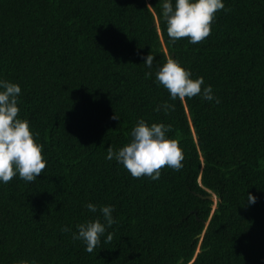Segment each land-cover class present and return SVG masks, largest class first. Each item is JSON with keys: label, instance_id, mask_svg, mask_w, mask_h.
I'll use <instances>...</instances> for the list:
<instances>
[{"label": "trees", "instance_id": "trees-1", "mask_svg": "<svg viewBox=\"0 0 264 264\" xmlns=\"http://www.w3.org/2000/svg\"><path fill=\"white\" fill-rule=\"evenodd\" d=\"M224 3L193 44L170 40L162 0H0V79L47 161L0 183V264H264V0ZM168 58L220 102L171 100L155 79ZM140 119L172 125L182 169L153 181L106 159ZM89 202L116 219L92 253L72 235L103 220Z\"/></svg>", "mask_w": 264, "mask_h": 264}, {"label": "clouds", "instance_id": "clouds-1", "mask_svg": "<svg viewBox=\"0 0 264 264\" xmlns=\"http://www.w3.org/2000/svg\"><path fill=\"white\" fill-rule=\"evenodd\" d=\"M223 9L224 0H162V15L166 21L168 37L173 43L185 37L193 44L203 41L211 33L216 13ZM143 59V63L152 68L155 57L148 54ZM155 79L168 90L171 100L200 96L203 100L220 102L213 87L205 85L203 77L193 79L191 70L183 67L176 59L168 58L156 71ZM21 91L18 83L0 79V183L4 184L17 175L26 182H34L47 165L42 155L44 146L35 138L38 133L31 130L29 121L19 117ZM161 110L167 114L175 110V105L165 101L155 108L157 112ZM171 130V124H149L140 119L131 130L130 142L116 151L109 147L106 159H115L134 178L148 176L156 181L165 166L179 171L184 167L182 162L185 155L179 142L169 137ZM256 199V196L248 193L249 204H255ZM86 207L92 213L99 212L103 220L96 218L80 223L72 235L73 239L84 243L85 251L92 253L106 233L105 243L113 239V233L107 230L116 223V219L113 216V205L97 206L89 202ZM61 231L69 232L71 228L62 226Z\"/></svg>", "mask_w": 264, "mask_h": 264}, {"label": "bare ground", "instance_id": "bare-ground-1", "mask_svg": "<svg viewBox=\"0 0 264 264\" xmlns=\"http://www.w3.org/2000/svg\"><path fill=\"white\" fill-rule=\"evenodd\" d=\"M258 5V4H257ZM256 8V7H255ZM263 10V9H262ZM238 21V20H237ZM247 24V23H246ZM254 25V24H253ZM240 26V25H239ZM259 26H260V24H259ZM227 27V26H226ZM243 27V26H242ZM246 32V31H245ZM262 33V32H261ZM239 35V34H238ZM248 35V34H247ZM254 35V34H253ZM255 35H256V33H255ZM256 38V37H255ZM231 39V38H230ZM256 40V39H255ZM262 40V39H261ZM257 42V41H256ZM258 43V42H257ZM256 43V44H257ZM258 45V44H257ZM244 53V52H243ZM234 56V55H233ZM257 61V60H256Z\"/></svg>", "mask_w": 264, "mask_h": 264}, {"label": "water", "instance_id": "water-1", "mask_svg": "<svg viewBox=\"0 0 264 264\" xmlns=\"http://www.w3.org/2000/svg\"><path fill=\"white\" fill-rule=\"evenodd\" d=\"M205 199H210V200H214V197L211 195V196H208V197H204Z\"/></svg>", "mask_w": 264, "mask_h": 264}]
</instances>
